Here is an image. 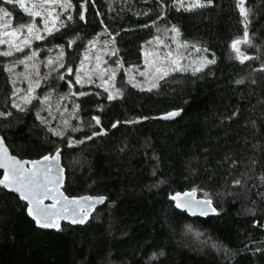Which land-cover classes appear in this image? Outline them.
<instances>
[{"label": "trees", "instance_id": "trees-1", "mask_svg": "<svg viewBox=\"0 0 264 264\" xmlns=\"http://www.w3.org/2000/svg\"><path fill=\"white\" fill-rule=\"evenodd\" d=\"M68 1L72 10L55 33L24 52L0 51V132L21 159L59 149L65 193L106 201L84 225L42 230L24 202L0 188V264H264V0H244L247 42L237 0H201L204 7L189 10L191 0L184 7L177 0ZM0 9L16 24L27 20L17 5L0 0ZM162 26L178 29L213 62L174 72L152 90L127 84L125 69L142 65L144 45ZM97 37L111 41V61L121 67L123 92L114 99L75 80ZM237 40L248 59L232 47ZM31 51L42 72L58 52L64 62L21 111L9 64ZM45 98L59 109L43 108ZM173 110L181 116L160 118ZM186 190L212 199L218 214L175 209L169 196ZM199 231L214 248L195 244Z\"/></svg>", "mask_w": 264, "mask_h": 264}, {"label": "rangeland", "instance_id": "rangeland-1", "mask_svg": "<svg viewBox=\"0 0 264 264\" xmlns=\"http://www.w3.org/2000/svg\"><path fill=\"white\" fill-rule=\"evenodd\" d=\"M4 1L7 2V0ZM22 2L23 8L16 0H13L12 3L7 2L11 5H17L26 14L27 20L22 24H16L13 16L9 13L4 15L5 10L0 11V41H4L0 43L1 52L10 51L14 55L17 52L27 51L35 41L59 30L64 23L63 16L72 10L68 0H54V2L50 0L48 3H44L43 0H22ZM191 2V4L195 3L194 0ZM183 4H189L188 0H183ZM33 11L39 12L40 15H30ZM45 20L51 32L45 30ZM27 24L35 25L31 35L28 34L26 27H20ZM17 29H19L18 35H5V33ZM37 33L42 37L41 39H35ZM25 39L29 43H23ZM16 45H19L21 50L18 51ZM111 45L110 40L102 37H97L87 44L76 68L75 80L77 82L79 77L80 82L78 84L80 85H98L108 95L111 94L114 99L122 95L123 86L120 84L122 80L119 79L121 67L111 61L113 56ZM31 52L30 56L9 64L11 66L9 67V74L14 84L13 104L19 105V108L28 107L34 101L43 79L52 77V74L59 70L64 62L63 54L58 52L45 60L44 65L48 69L42 72L43 62L38 60L37 52L35 56L32 55L33 51ZM208 61L210 60L200 52L197 45L182 40L180 33L173 31V28L162 26L159 27L157 36L144 45L142 65L130 66L125 69L126 83L139 89L152 90L157 88L158 84L168 75L179 71H200L209 64ZM19 67L24 68L20 69ZM157 69H161V71H157ZM71 93L73 92L70 90L66 94L70 95ZM55 94H59V92L56 90ZM42 104L46 110L52 109L51 106L53 109H59V105L53 104L50 99H43ZM193 236L196 240L195 244L199 248L202 249L206 246L214 248L213 243L209 242L204 232L199 231L197 236Z\"/></svg>", "mask_w": 264, "mask_h": 264}, {"label": "snow or ice", "instance_id": "snow-or-ice-1", "mask_svg": "<svg viewBox=\"0 0 264 264\" xmlns=\"http://www.w3.org/2000/svg\"><path fill=\"white\" fill-rule=\"evenodd\" d=\"M8 3H12L13 0H7ZM16 2L20 3V6L23 8L24 4L22 0H16ZM44 3L50 2V0H43ZM54 2V0H52ZM177 2L180 4L181 7H184L183 0H177ZM207 4H211L212 0H206ZM205 3H202L201 0H195V3L190 4L187 6L186 10H189L193 7H204ZM61 7H64V5H61ZM83 7V5H82ZM237 7L239 8L240 15L244 18L243 23L245 25V31H244V39L245 42H247L248 39V31H247V25L249 23L248 21V12L249 10L244 7V0H237ZM0 11H4L3 9H0ZM27 11V9H26ZM4 15H8L7 12H4ZM32 16H38L40 15L39 12L33 11L30 13ZM71 19V17H69ZM81 19H83V16H81ZM45 30L51 32V29L47 27V21L45 20ZM21 28L26 27L28 34L31 35L33 32V29L35 25L33 24H27V25H21ZM173 31L178 32L179 30L173 27ZM19 34V29L5 33V35L9 36H16ZM42 37L37 33L35 36V39H41ZM4 41H0V43H3ZM240 41H233L232 47L236 49L238 55L239 49L236 48V45ZM11 44V41H9ZM23 43L27 44L29 41L25 39ZM16 49L19 51L21 50L19 45H16ZM3 55H11V52H4ZM35 56V52L32 54ZM241 59H248L247 56H241ZM213 61H208V63H212ZM157 71H161V69H157ZM79 77L77 78V83H79ZM81 95H84V93H81ZM109 99H113L112 95L110 94ZM47 99V98H45ZM19 108V105H14ZM19 110L23 111L22 108ZM178 115V112H171L168 113L169 117ZM93 119L96 120V123L99 124L100 121L98 118L94 117ZM115 126V125H113ZM59 149H56V155L55 156H44L42 159L43 161H55L59 158ZM25 163L22 162L14 157L7 156L5 150L2 147V141H0V168H3L5 171L3 173V178L0 179V186H2L5 189H9L15 192H18L20 194V197L27 201V213L32 219L35 221V223L41 227V228H55L57 230L60 229L59 220L61 218L63 219H71V222L73 224L75 223H81L83 224L89 215V209L91 205L87 204L86 201L92 200L91 197L88 198H82L85 203H82L81 200H77L73 198L71 201L68 200V197L64 196L62 192L59 191V176H57L55 179H52L49 176V168L50 165H41L40 161H32L33 167L31 169L25 168ZM236 183H239V181H236ZM192 193H185L183 196L181 194L177 193L176 195L172 196L171 199L175 201V206L178 209H187L189 211H194V204L196 207L199 206L200 202H193L191 197ZM51 197L53 200L52 204H44L43 200L45 198ZM186 197V198H185ZM103 197L96 198V202L103 201ZM64 201L62 206L60 208H57L58 204H61V201ZM71 204L74 206L72 213L69 217L68 215V205ZM203 204L208 205L210 204V201L205 200L203 201ZM215 211V209H213ZM201 214H206L203 212Z\"/></svg>", "mask_w": 264, "mask_h": 264}, {"label": "water", "instance_id": "water-1", "mask_svg": "<svg viewBox=\"0 0 264 264\" xmlns=\"http://www.w3.org/2000/svg\"><path fill=\"white\" fill-rule=\"evenodd\" d=\"M240 56H241V54H240ZM262 68L264 69V66H262ZM171 112H178V115L169 117L168 116V113H171ZM168 113L161 115L160 118L163 119V120H166V121L174 120V119H176V118H178V117L181 116L182 111H180V110H173V111H170ZM0 141H2V147L5 150L7 156L14 157L15 159H17L19 161H22V162H27L24 165L25 168L31 169L33 167L32 163H31L32 161H40L41 162V165H50V168H49V176L52 179H55L57 176H59V191L62 192L64 196L68 197V200L69 201H71L73 198H75L77 200H81L82 203H85V201L82 198H88V197H91L92 198V200L86 201V203L89 204V205H91V207L89 209L88 218H87V220L83 224H81V223H75V224H73L71 222V219L70 218L69 219H63V218H61L59 220L60 228H61L62 223H68V224H71V225H84V224H86L91 219V216L94 214V212L96 211V209L98 207L102 206L105 203V201H106V197L105 196L85 195V196H78V197H75L74 196V197H72V196H68L65 193L64 188L66 186L67 174H66V168L63 166V161H62L61 154H59V158L57 160H55V161H51V160L50 161H43L42 158L44 156L41 157V158H38V159H33V160H31V159H21L20 157L12 154L11 150L9 149V147L7 146V144L5 142V139L1 135V132H0ZM55 155H56V153L55 154H47V156H50V157L51 156H55ZM4 171L5 170L3 168H0V179L3 178ZM0 188H3V187L0 186ZM3 189H5V188H3ZM5 190L8 191V192H10V193H13V194L17 195L20 198V200L25 203V205H26V212H27V201L24 200V199H22L20 197V194L18 192H15V191H12V190H9V189H5ZM177 193L181 194V196H183L185 193H192L193 194L192 197H191L192 201L193 202H200L199 206L196 207L195 204H194V211H189L187 209H178V208H176V206H175V203L176 202L173 201L171 199V197L174 196V195H176ZM99 197H103L104 198L103 201L96 202V198H99ZM169 200L173 202V205H174L175 209H177L178 211H181V212H186L191 217H197L198 216V217L206 218V217L214 216V215H217L218 214V209L215 207V205L213 204L212 200L211 199H207V198L199 197L198 196V192L196 190H186V191H183V192H176V193H174V194H172V195L169 196ZM205 200L210 201V204H208V205L203 204V201H205ZM43 203L50 205V204L53 203V200L51 199V197H48V198H45L43 200ZM63 203H64V201L62 200L61 201V204H58L57 205V208H60ZM73 208H74L73 205H71V204L68 205V215H69V217H70V215L72 213ZM213 209H215V211H213ZM202 210L206 214H201L202 213ZM27 215H28V213H27ZM28 217L31 220H33L32 217H30L29 215H28ZM35 225H36L37 228L42 229V230H56V231H58L55 228H41L36 223H35Z\"/></svg>", "mask_w": 264, "mask_h": 264}]
</instances>
